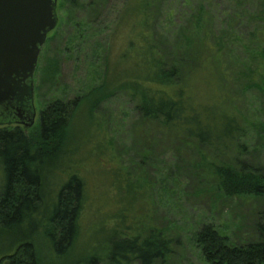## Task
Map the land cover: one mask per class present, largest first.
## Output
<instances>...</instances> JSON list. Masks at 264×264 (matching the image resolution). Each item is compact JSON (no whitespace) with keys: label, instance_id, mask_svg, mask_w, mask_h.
Here are the masks:
<instances>
[{"label":"rangeland","instance_id":"1","mask_svg":"<svg viewBox=\"0 0 264 264\" xmlns=\"http://www.w3.org/2000/svg\"><path fill=\"white\" fill-rule=\"evenodd\" d=\"M200 1L159 0L143 25L140 0H102L96 8L87 0L56 1L57 23L41 46L32 78L34 122L25 132L37 129L39 113L51 101L78 99L64 130L70 147L78 148L53 164L48 180L77 170L85 197L69 254L49 255L42 243V264H76L92 256L99 264H111L107 238L114 229L128 236L141 228L162 231L171 241L164 264H206L193 242L203 224H212L234 242L256 238L263 202L252 196H224L198 152L207 161L214 158L211 153L155 122H143L137 110L134 89L138 92L140 83L155 86L144 79L148 50L175 55L174 48L184 44L192 30L199 32L190 24ZM252 1L254 6L256 0ZM204 2L213 9L209 35L219 23L214 8L223 1ZM239 34L236 38L227 32L226 38L233 43V57L242 61L222 60L221 66L217 62L220 71L222 67L228 71L226 78L211 68L197 67L179 84L195 101L236 118L237 142L244 146H232L225 154L248 161L264 174V93L257 78L255 86L246 85L248 78L241 71L252 61ZM201 35L194 37L201 41ZM123 177L135 191L124 187ZM1 179L0 167V183ZM3 239L0 254L10 246V240Z\"/></svg>","mask_w":264,"mask_h":264},{"label":"trees","instance_id":"2","mask_svg":"<svg viewBox=\"0 0 264 264\" xmlns=\"http://www.w3.org/2000/svg\"><path fill=\"white\" fill-rule=\"evenodd\" d=\"M87 1L90 7L96 8L102 0ZM222 1L221 7L214 8L218 27L209 30V35L206 29L213 9L201 0L195 6L190 24L191 30L194 25L199 32L192 30L184 44L174 48L175 55L162 52L154 55L148 50L150 60H146L149 63L144 79L148 77L155 86L140 83L138 92L134 89L139 97L137 110L143 122H155L159 128L211 153L214 158L207 161L201 151L198 152L224 196H252L263 202L261 216L255 223V239L234 242L209 223L195 232L193 242L204 262L264 264V174L248 161L233 160L225 154L232 146H244L237 142L236 118L195 101L179 84L180 78L192 76L197 67L211 68L220 78H226L228 71L223 67L220 71L218 64L222 60L242 61L233 57L236 53L231 48L233 43L226 38L227 32L236 38L242 33L241 39L246 41L252 64L243 65L241 73L248 78L247 86H255L257 78L264 93V0H256L254 6H251L252 0ZM158 2L140 0L142 25L147 21L149 10ZM200 33L204 38L197 41L194 36ZM251 43L253 46L249 48ZM77 103V98L51 101L41 109L38 127L32 134L19 126L0 128V240H10L9 248L0 254V264H42V243L49 255L65 258L69 254L85 197L84 180L77 170L66 179L63 175L61 178L53 176L49 181L48 176L52 174L53 164L78 148L70 147L64 135ZM122 181L124 187L128 185L135 191L126 177ZM125 225L130 229V224ZM141 230L128 236L114 229L107 238V261L111 264L129 261L164 264L170 239L157 229ZM78 263L99 264V259L92 256Z\"/></svg>","mask_w":264,"mask_h":264},{"label":"water","instance_id":"3","mask_svg":"<svg viewBox=\"0 0 264 264\" xmlns=\"http://www.w3.org/2000/svg\"><path fill=\"white\" fill-rule=\"evenodd\" d=\"M56 1L0 0V107L14 108L20 117L16 101L30 102L25 120L13 117L0 124L22 123L27 129L34 122L32 78L41 46L57 23Z\"/></svg>","mask_w":264,"mask_h":264},{"label":"flooded vegetation","instance_id":"4","mask_svg":"<svg viewBox=\"0 0 264 264\" xmlns=\"http://www.w3.org/2000/svg\"><path fill=\"white\" fill-rule=\"evenodd\" d=\"M33 98V97H32ZM15 107L22 109V112L19 111L20 113V117H18L16 114L17 112H15L14 108H8L7 110H4L3 108L0 107V120H9L13 117L19 118L21 120H25L27 113L30 110V102L29 99H27V97H22L19 100L16 101L15 103ZM30 113V112H29ZM6 122V121H5ZM10 126H19L20 128H22L24 131L26 130V128L24 127V125L21 123H16V124H9V123H1L0 124V128L3 127H10Z\"/></svg>","mask_w":264,"mask_h":264}]
</instances>
